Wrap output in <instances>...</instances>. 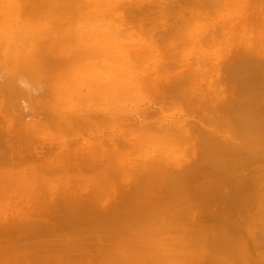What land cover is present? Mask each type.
Returning a JSON list of instances; mask_svg holds the SVG:
<instances>
[{"label": "bare ground", "instance_id": "1", "mask_svg": "<svg viewBox=\"0 0 264 264\" xmlns=\"http://www.w3.org/2000/svg\"><path fill=\"white\" fill-rule=\"evenodd\" d=\"M250 1L254 3L255 0H0V147L11 150L12 154L16 145L19 153L29 155L28 159L35 158V161L48 165V169L43 170H38L37 165H34L29 171H22L21 168L22 172L0 171V230L10 236L9 233L16 230L37 226L48 218L52 206L58 207L55 205L57 199L64 198L70 202L62 205L65 219L71 218L79 225L96 222L98 218L94 220V216L99 207L98 213L103 212L104 215L100 216L102 219L97 221L98 224L104 227L109 224L117 226L113 227H116V242L119 238L123 240L114 242V246L120 245L113 247L117 250H113L117 253H113V256L119 257L112 258L118 259L115 264H264V99L253 100V97L259 96V91L250 100L244 90L239 97H236V92L229 94V82L226 81L228 78L238 80L236 74L240 70L246 71L252 75L249 76V83L259 85V90L264 94V14L253 12ZM181 2L184 6L186 3L196 6L198 10L206 11L205 14L207 10L212 11L209 17L213 16V19L207 20L209 18L206 15L207 19L200 15L206 21L202 17L201 20L194 18L196 13L193 15V11L188 18L189 15L184 14L187 7L183 8L184 12L180 9L183 14L180 13L177 20L181 21L183 15L185 20L178 21V28L175 25V28L172 27L179 30L173 31L175 36L173 33L170 39L165 37H169L171 28L164 32L165 27L162 31L161 23L159 26L157 22L160 19L155 23L158 24L157 31L143 27L138 22L132 23V20L155 19L157 16L154 15L166 11V8L175 11V6ZM196 12L198 15L200 11ZM137 23L138 27H134ZM159 41L167 43L161 45ZM157 97L172 104L179 97L181 104H175L179 109L175 107V110L168 111L165 109L167 106L161 108V104L157 107ZM166 102L163 101L165 105ZM182 105L183 108H180ZM188 105L209 110L212 114L207 115L210 116L207 118L218 131L215 129L216 132L208 133L209 130L197 129L198 126L191 121L195 115L194 111L192 113L194 108H188L191 110L190 115L186 111ZM201 115L196 116L203 120ZM201 122L198 121L199 124ZM189 130H195L196 134L203 136H200L202 141L197 150L191 144L190 135L187 136ZM177 146L182 147L179 152ZM52 154V159L45 160ZM10 159L6 160L9 162ZM186 159L189 160L186 162ZM31 163L36 162L33 159ZM15 166L19 165H12ZM84 173L87 180L107 182L106 188L114 192L138 191L139 187L147 183L156 184L153 182H160L166 190L162 192L161 188L157 189L160 194L162 192V196L155 200L156 203L152 201L154 206L137 200H124L118 206L100 207L105 203L103 200L106 196L103 199L102 195L100 200L90 199L93 198L92 194L88 195L91 191L83 187L88 182L83 178ZM107 177L112 180L108 181ZM137 181L136 188L134 182ZM57 189L63 196L55 198ZM98 190L103 191V188L99 187ZM151 192L153 190L143 193L148 195ZM221 192L225 193L221 194L222 200ZM84 193H88L86 198ZM30 194L38 197L34 201V208H26L29 201L26 199ZM216 197L224 208L218 216L211 215L215 218L211 217L215 221L211 235L207 236L208 227L203 226L204 236L200 235L202 232L189 223L195 217L191 213V218L190 212L193 207L207 209L205 206H215ZM83 201L87 204L86 208L92 211L82 209ZM208 202L214 204L207 205ZM190 208L187 214L185 210ZM111 210V213L105 214ZM157 210L166 214L165 217L170 218L172 215L170 220L175 215L179 224L176 219L172 221L177 228L173 229L175 225L172 226V222L168 226L161 223L162 220L158 221L157 216L152 217L157 214ZM238 212L246 213L242 214L243 219L239 218ZM249 212L250 215H247ZM123 217L127 222L122 221ZM151 217L157 221H147ZM34 218L43 220L34 221ZM158 219H161L160 215ZM182 220L184 223L180 224ZM186 223L192 227L190 232L188 229L182 230ZM49 224L48 227L55 225L54 222ZM166 226L171 232L174 230L173 235L178 229L179 235L172 237L171 232L168 229L170 233L166 231ZM77 229L81 230L80 227ZM82 230L80 232L85 233ZM164 230L170 234L169 237L163 235ZM196 233L202 237L199 238ZM113 234L108 235L106 243L114 237ZM67 235L62 238L58 234L55 237L56 240L61 237L60 243L63 241L64 244H67L66 240L70 241L69 236L72 235L75 240L71 241H78L76 244L79 248L77 246L75 251L77 256L73 254L76 256L73 259L68 255L70 263L68 261L67 264H78L84 259L89 261L86 264H91L90 260L93 262L95 255H92L94 259L88 256L94 254L89 253L90 243L95 244L97 240L102 242L100 239L105 236L96 234L91 241V235L89 244L85 245L88 247L87 252L80 243H87L88 234ZM77 235H81L82 239L79 236L76 239ZM54 236H51L53 240ZM95 236L98 239L96 237L94 242ZM47 237L50 236L43 237L45 243H48ZM85 238L87 240L83 241ZM56 240L52 241L53 245L58 243L59 240ZM111 241H115V237ZM247 241L252 244V248L246 246ZM106 243L103 246L102 243L98 244L101 246L95 244L91 251H100L98 247H102L103 251ZM52 244L49 247L53 255ZM68 244L70 246L71 243ZM67 245H60L66 249L54 247L56 251L64 252L70 248ZM108 246H112L110 242ZM10 248L8 245V251ZM22 248L27 247L22 245ZM44 249L49 254L48 258L56 259V251L51 257L48 249ZM67 253L64 252L63 256ZM95 253L98 255L99 252ZM99 255L96 260L99 258V263L103 260L100 264L114 261L108 262L106 256L100 258ZM43 257L46 259L47 256L43 253ZM25 261L23 264L29 263ZM45 261L54 264L56 260Z\"/></svg>", "mask_w": 264, "mask_h": 264}, {"label": "rangeland", "instance_id": "2", "mask_svg": "<svg viewBox=\"0 0 264 264\" xmlns=\"http://www.w3.org/2000/svg\"><path fill=\"white\" fill-rule=\"evenodd\" d=\"M91 1H95V0H91ZM97 1H103V0H97ZM240 1H243V0H240ZM257 1H258V2H257ZM250 2H251V1H250ZM181 3H182V4H181ZM181 3L178 4L179 6H175V7H176V8H175V9H176L175 11H174V9L171 10V11H169L168 8H166V9H164V10H166V11H162V12H160L161 14L158 12V14L161 15V16H159V15H157V14L154 15V17L157 16V17H155V19L152 18V19H147V20L145 19V20H138V21H137V20H136V21H135V20H134V21L132 20V23H134V22H135V23L138 22L139 25H142L143 27H144V26H147V28H151V29H154V30H156V31H157V25L159 24V26H160V23H161V25H162L161 30H162V31H163V28L165 29V27H166V31H164V32H167V31L171 28L170 30H172V31H170V30H169L170 32L168 31V34L171 33V34H169V37L166 36V35H168V34L165 35L166 37L163 35L165 38L170 39V38H172L171 35H173V33H174L176 30H177V32H178V30H179V29H176V30H175V29H172V27H173L174 25L177 27V26L179 25L180 22H182L183 20H185V19L183 18V17H185L184 15L181 16V18H182L181 21H179V19L177 20L178 16H179V18H180V13H181V15L183 14L181 10H183V8H185V7H187V8H185V10H186L187 12H186L185 10H183V12L185 11L184 14H186V15L188 14V15H189L188 18L191 17L190 15H192V14L194 15V13H196L195 15H197V12H196V11H200V12L198 13L199 17H197L198 15H197V16L194 15V18H199V19L201 20V17H202V18H203L202 20L204 21L205 19H207L206 16H208L209 19H207V20L211 21V20L213 19V16H211V18L209 17L210 15L213 14L212 11L210 12V11L207 10V14H205L206 11L201 10V9L198 10V8H197L196 6H191L190 3H186L185 6H184V3H183V2H181ZM251 4H252V6L254 7V8H251L253 12H256V13L258 12V13H263V14H264V0H255L254 3L251 2ZM189 5H190V6H189ZM178 7H179V8H178ZM181 7H182V8H181ZM189 7H191L192 10H190L191 8L189 9ZM195 7H196V8H195ZM180 9H181V10H180ZM194 9H195V12H194ZM196 9H197V10H196ZM188 10H190V11H188ZM173 11H174V12H173ZM177 11H178V12H177ZM179 11H180V12H179ZM192 11H193V13H192ZM202 11H203V12H202ZM171 12L174 13L173 15H175L176 12H177V14H176L175 16H173V15H171V14H172ZM188 12H190V14H189ZM209 12H210V14H209ZM163 13H164V14L166 13V14L164 15ZM167 13H168V14H167ZM191 13H192V14H191ZM200 13H201V14H200ZM162 14H163V15H162ZM188 15H187V16H188ZM200 15H203V16L205 17V19H204L203 16L200 17ZM205 15H206V16H205ZM169 16H170V18H167V17H169ZM176 16H177V17H176ZM158 17H159V18H158ZM163 17H164V18H163ZM174 17H175L176 19H175ZM166 18H167V20H166ZM186 18H187V17H186ZM188 18H187V19H188ZM153 19H154L155 21H154ZM157 19H160V20H159L160 22L157 21L158 24H155V23H157V22H156ZM172 19H173V20L175 19V21H176V20H177V21H176V22H175V21H172V22H171ZM187 19H186V20H187ZM148 20H149V22H148ZM164 20H165V21H164ZM168 20H169V22H167ZM178 21H179V23H178ZM203 21H201V22H203ZM205 21H206V20H205ZM147 22H148V23H147ZM150 22H151V23H150ZM153 22H154V23H153ZM163 22L166 23V24H165L166 26L163 24ZM170 22H171V23H170ZM138 23H137V25L133 24V26L135 25L134 27H138ZM152 23H153V24H152ZM167 23H168L169 25H168ZM172 23H173V25H172ZM174 23H176V24L178 23V24L176 25V24H174ZM143 24H144V25H143ZM170 24H171V25H170ZM163 25H164V26H163ZM154 26H156V28H155ZM167 26H168V29H167ZM169 26H171V27H169ZM143 27H142V28H143ZM173 28H175V27H173ZM177 28H178V27H177ZM173 31H174V32H173ZM174 36H175V33H174L173 37H174ZM160 38H161V37H158L157 39H160ZM173 39H174V38H173ZM173 39H171V40H173ZM163 42H164V41H159L158 43H159V44L161 43V45H162V44H163V45H166L167 42H164V43H163ZM171 42L174 43V41H171ZM177 42H178V41H177ZM177 42H176V43H177ZM240 72H241V73H240ZM244 72H245V74H244ZM242 73H243V74H242ZM236 75H238V77H237L238 80H236V78H235V79H231V80H229V78H228V80H226V81L229 82L228 92H227V93L230 94V92H231V93L236 92V93H235V94H236V97H239L241 94L244 93V92H243V90H244V91H246V94H247V96H248V98H249V100H250L251 97L255 96L254 93H256V92L259 91V93L257 94V95H259V96H258L257 98L253 97V100L264 99V94L259 90V89H260L259 85L254 86L253 84H250V83H249V81H250V77L252 76L251 74H249V73L246 72V71H242V70H240ZM245 75H247L248 77L246 76V78H245ZM239 76H240V77L242 76V77L240 78ZM249 76H250V77H249ZM244 78H245V79H244ZM233 80H234V81H233ZM239 80H240L241 82H240ZM228 82H227V84H228ZM230 82H231L232 84H231ZM243 83H244V84H243ZM248 83H249V84H248ZM240 84H241V85H240ZM232 85H235V86H233L234 88L232 87ZM237 85H238V86H237ZM250 85H251L252 87H251ZM248 86H249V87H248ZM236 87H237V88H236ZM243 87H245V89H244ZM254 87H255V88H254ZM231 89H232V90H231ZM238 91H239V92H238ZM247 92H248V93H247ZM180 93H181V90H180ZM229 94H228V95H229ZM239 94H240V95H239ZM248 94H249V95H248ZM261 94H262V95H261ZM171 97H172V96H171ZM181 97H182V96H180V98H181ZM261 97H262V98H261ZM157 98H158L157 102H159L158 104H156L157 107H159L160 104L163 105L161 108H165V107L167 106V108H165V109H168V111H169V110H173V109L175 110L176 108L179 109V107H178V106L176 107V105L181 104L179 97H177L178 99H175L176 101L173 102V104H172V102L170 103L169 101L166 102V100H162V99H163L162 97H161V98H160V97H157ZM174 98H175V97H174ZM174 98H172V99L174 100ZM160 101H162V102H160ZM163 101H165V102L167 103V105H165V104L163 103ZM181 101H182V100H181ZM168 103H169V105L172 104V106H171V105L168 106ZM176 103H177V104H176ZM183 103H184V102H182V104H183ZM175 104H176V105H175ZM161 105H160V106H161ZM173 105H175V106H173ZM183 105H185V104H183ZM183 105L180 106V108H183ZM186 105H187V104H186ZM186 105H185V106H186ZM172 107H174V108H172ZM175 107H176V108H175ZM194 107H195V106H194ZM194 107H191V105H188L187 109H186V108H185V109H186V111L188 110V112H190L191 110H189L188 108L193 109ZM155 108H156V106H155ZM169 108H171V109H169ZM162 110H163V109H162ZM182 110H183V109H182ZM163 111H164V110H163ZM193 111L195 112V115H194L193 118H191V121L194 122L193 124H196V125L198 126L197 129H202V128H203L202 130H205L206 132H208V130H209L208 133H211L210 131H212V132L215 131L216 128H213V127H215L214 124L211 123L210 120L208 119V118L211 116V114H212L209 110H207L206 108H203V107H201V108H200V107H196V109L194 108V109L192 110V113H193ZM200 111H201V112H200ZM165 112H166V110H165ZM198 112H200V113H198ZM208 112H209V113H208ZM201 113L203 114V115H201V116H202L201 118H202L203 120L200 119V116H199V117L196 116V115L201 114ZM189 114L191 115V112H190ZM193 114H194V113H193ZM205 114H206V115H205ZM207 115H210V116L208 117ZM195 116H196V117H195ZM205 116H206V117H205ZM207 117H208V118H207ZM212 117H213V116H212ZM212 117H211V118H212ZM199 119H200L202 122H201ZM189 120H190V118H189ZM194 120L196 121V123H195ZM197 120H198L199 122H201V124H199ZM204 123H205V124H204ZM207 124H208V125H207ZM209 124H210V125H209ZM201 125H202V126H201ZM209 126H210V127H209ZM205 128H207V129H205ZM211 128H212V129H211ZM195 130H196V129H195ZM195 130H193V131H192V130H189V132L187 133V136L190 135L189 137H191V139H193V137H194V139H196V141H195L194 139H193V140L190 139V141H192V143H191V142H190V143H191L192 145H194L193 148H195V149L197 150L198 147L200 146L199 144H201V141H202V140H201L200 136H202V135H200V134H196V133H195ZM216 130H217V129H216ZM217 131H218V130H217ZM215 132H216V131H215ZM192 133H193V134H192ZM191 134H192V135H191ZM197 136H198V139L196 138ZM202 137H203V136H202ZM137 140H138V139H137ZM197 140H198V141H197ZM200 140H201V141H200ZM195 142H198V143H195ZM182 143H183V142H182ZM181 146H183V145H181ZM177 147H178V146H177ZM177 147H176V148H177ZM184 147H185V146H184ZM184 147H183V148H184ZM186 147H187V146H186ZM1 148H2V149H1ZM15 148H16V149H15ZM15 148L13 147V149H14L15 151L12 149L13 151H12V154H11V150H9V149H7V148H3L2 146L0 147V152H1V153H0V154H1V155H0V166H1V167H0V171H1V173H2L3 171H4V172H7V171H12V172L29 171V170H31V168H32L34 165H37L38 170H43V169H46V168L48 169V165H47V163L40 162V161H35V158H30V159H28V156H29L28 154H26V153H24V154H23V153H19V149H18V147H16V145H15ZM179 148H180V150H181L182 147H178V150H177L178 152L180 151ZM185 149H186V148H185ZM185 149H184V152H186V150H187V149H186V150H185ZM3 151H4V152H3ZM16 151H17L19 154H18V153H14V152H16ZM181 152H182V151H181ZM4 153H5V154H4ZM8 153H10L9 156L11 155L10 158L13 157L14 154H15V155H14L13 158L10 159V158H8V157H9V156H8ZM20 154H22V156L24 155V157H22ZM182 154H184V153H182ZM182 154H181V155H182ZM4 155H5L6 157H4ZM16 155H17V156H16ZM18 155H20L21 158H20ZM26 155H27V156H26ZM53 155H54V154H52L51 156L47 157L48 159H45V160H50V159H52V158H53ZM31 156H34V155L32 154ZM182 156H183V155H182ZM3 157L6 158V159H10L11 161L9 160V162H8V160L4 159ZM183 157H184V156H183ZM2 159H3V160H2ZM13 159H14V160H13ZM19 159H20V160H19ZM26 159H27V160H26ZM31 159H32V160H31ZM33 159H34V162H36V163H31V161L33 162ZM187 160H189V159H186V162H187ZM2 161H3V162H2ZM5 161H6V162H5ZM24 161H25V162H24ZM14 162H15V164H14ZM16 162H19V163H16ZM29 162H30V163H29ZM37 162H39V163H37ZM188 162H189V161H188ZM9 163H11V164L13 163L12 165H17V164H18L19 166L21 165V167H19V166H17V167H16V166H15V167H12L11 164H10V166H9ZM24 163H25V165H24ZM2 165H4V167H5V165H7V166L4 168ZM23 165H24V166H23ZM2 167H3V168H2ZM9 167H11L12 169L9 168ZM18 167H19V168H18ZM7 168H8V169H7ZM15 168H17V169H15ZM20 168H21L22 171L20 170ZM6 169H7V170H6ZM13 170H14V171H13ZM32 171H33V170H32ZM87 172H88V171H87ZM87 172H86V173H87ZM1 173H0V174H1ZM88 173H89V172H88ZM88 173H87V174H88ZM65 178H66V177H64L63 180H64ZM83 178H85L86 180H87V178H88V177H86V174H85V173H84V175H83ZM70 179H72V178H70ZM74 180H77V179H74ZM107 180H108V181H111L112 178H111V177H109V178L107 177ZM87 181H88V182H86V183L83 184V187L89 189V190L91 191V193H89V194H88V193H84V194H86V195L83 194L84 197L87 196V194H88V195H91V194H92L91 196H92L93 198H90V199H97V200H98L99 198H103V197H104L103 199H105V196H106V199L103 200L105 203H104L102 206H100V207H103V206H104V207H109V208H111V207H113V206H118V205L121 204V203H120L121 201H122V203H124V200H125V202H133V201L137 200V202L143 203V204H145V205L150 204L151 206H154V203H156L157 199H161L160 196H162V192H163L164 190H166V189H165V186H164V185H161L160 182H153V183H156V184H150V183L148 184V183H147V185H145L146 187H145V186H144V187L141 186V187H139V190H138V191L135 190V189H134L132 192H129V193L123 191V193H124V194H123V193H121V190H116V191L114 192L112 189H109L108 187L106 188V183H107V182H105V183H100V182H99V179L97 180L98 182L96 181L97 183L94 182V181H92V180H90V179L87 180ZM98 183L101 184V185H103V186L99 185ZM108 183H109V182H108ZM110 183H111V182H110ZM134 183H136L135 185L133 184V185L136 187L137 184L139 183V181L134 182ZM97 184H98V186H97ZM158 184H159V185H158ZM87 186H88L89 188H88ZM151 186H152V187H151ZM156 186H158V187H156ZM163 186H164V188H162ZM99 187H102V188H103V191H99V190H98ZM104 187H105L106 189H105ZM137 187H138V186H137ZM137 187H136V188H137ZM148 187H149V188H148ZM140 188H142V189H140ZM160 188H161V191L163 190V191L161 192V194L158 192V190H160ZM157 189H158V190H157ZM145 190H153V192H151V193L148 194V195H144L143 192H144ZM108 191H109L110 193H109ZM119 191H120V192H119ZM224 191H225V193H226V189H225ZM107 192H108L109 194H108ZM137 192H138V193H137ZM59 193H60V189H57V191H56L57 196H56L55 198H57V197H59V196H63V194H59ZM94 193H95V194H94ZM106 193H107V195H106ZM131 193H132L133 195H132ZM139 193H140V194H139ZM194 193L196 194V191H195ZM194 193H193V194H194ZM225 193H224V192L219 193V194H220V199H221V200H222L221 194L224 195ZM113 194H114L115 196H114ZM117 194H119V195H117ZM94 195H95V197H94ZM102 195H103V197H102ZM116 195H117V196H116ZM135 195H137V196H135ZM91 196H90V197H91ZM97 196H98V197H97ZM100 196H101V197H100ZM125 196H126V197H125ZM218 196H219V195H218ZM218 196H217V197H218ZM82 197H83V196H82ZM115 197H116V198H115ZM118 197H119V198H118ZM138 197H139V198L141 197L140 199H142V198H143V199L140 200ZM217 197H216V204H214L213 202H210L211 204L213 203L215 206L211 205L209 202L207 203V205L210 204V205L212 206V207L209 206L210 208H209L208 206H205V207H207V209L209 208L208 210H207L206 208L203 209V208H197V207H196V208L193 207V208L195 209V210L193 209V211H191V208L185 210V212L188 211L187 214H189V210L191 211V212H190V217H191V213H192V214H195V217H194V218L191 217L192 219H190V222H189V223H190L191 225L193 224L192 226H196V228H198V230H197L198 232H202V231L204 232V231H205L204 228H205V227H208V232H209V233L207 234V236H210L211 233L213 232V231H211V230L214 229V228H213V227H214L213 224L215 223V221H214L215 218H214L213 216H218V215H219V211L221 212V210H223V208H224V206L222 205V203H220V201H218V200H220V199H217ZM35 198H36V199H35ZM60 198H61V197H60ZM66 198H67V197H66ZM85 198H86V197H85ZM126 198H127V199H126ZM146 198H148V199H146ZM150 198H151V199H150ZM218 198H219V197H218ZM37 199H38V197H36L35 195L30 194V195L27 197V199H26V200H29V201L27 202V204H26V208H28V207H30V208H34L35 205H36V203H35L34 201H36ZM114 199H115V200H114ZM149 199H150V200H149ZM32 200H33V201H32ZM99 200H100V199H99ZM132 200H133V201H132ZM148 200H149V201H148ZM155 200H156V201H155ZM223 200H224V198H223ZM57 201H58V202H57L55 205H58V207H57V206H55V207L52 206V212H49L50 217L48 216L49 214H47V217H48V218H47V217H45V218H47V219L44 218L45 220H44L43 222H45V223H43V222L41 221V219L43 220V218H41V219L34 218V219H35L34 221H36V219H38V220L41 221L39 225H37V226H30V227H28L29 229H28V228H25V229H23V230H21V229L18 230V231L16 230L15 232H11V233H9L10 236L7 235V234H5V233H3L4 231L2 232V230H0V233L2 232V233H1L2 235H0V245H1V246H0V247H1V249H0V264H6V263H7V264H9V263L12 264L11 261L15 260L16 258H17V261H16V260H15L16 262L13 261V264H23V263H26L25 260L29 261L30 258H31V260L29 261V263L27 262V264H36L37 262H38V264H40V262H41V263H43V262L45 263V262H46V264H47L48 261H45L46 259H49V261L51 260V262H53L54 260H56V261L58 260V261H59V260L61 259V260H60L61 263H59L60 261H59V262H58V261H57V262L54 261V262H55L54 264H67V262L69 261V258H72V257H73V259H75L74 257L77 256V255L75 254V251L77 252V249H76L77 246H78V248H79V245L76 244L78 241H71V240H75V239H74V235H72V233H73V234H77V233L80 234V233H82V235H83V234H86V235L88 234L87 237L84 235L86 238H88V240H87L86 238H85V240L83 239V241H86V240H87V243L84 242V243H85L84 245H83V243H80V245L84 246V248H85V250H86V248H88V247H87V246L85 247V245L89 244L88 241H90V236H91L94 232H95L94 235L98 234L97 236H101V237H102V235L104 236V234H105V236H104L105 239H104V238H103V239H102V238H101V239L99 238L100 240H102V242H99V240H97V239H98L97 236L94 237V238H95L94 242L97 240L99 243H102V246H103V243H106V242H107V240L109 239V236H111V235L113 234L114 229L117 227V226L114 225V224H113V225H112V224H109V225H107V226H105V227H104L102 224H98L97 221H99L100 219H102L100 216L104 215L103 212H99V213H98V210H100L99 207L96 208V209H98V210H97V213H98V214L96 213V215L94 216V220H96V219L98 218V219L96 220V222L93 221V222H90V223H85V225H84V224L82 225V223H80V225H79V224H77V223H79V222L74 221V220L71 219V218H70V220H69V218H66V219H67V220H66V219H65V216H62V214H63L62 211L64 210V207H63L62 205L65 204V203H67V202L70 204V202H69L68 199H64V198H61V200L58 198ZM61 201H62V202H61ZM88 201H89V200H88ZM145 201H146V202H145ZM152 201H154V203H153ZM158 201H160V200H158ZM151 202H152L153 204H152ZM115 203H117V204H115ZM85 204H86V202H84V201H83V203H81V205H82V209H84V210H85L86 205H87V204H86V205H85ZM77 205H78V207H81L80 204H77ZM150 205H149V206H150ZM61 206H62V207H61ZM71 206H73V205L71 204ZM84 206H85V207H84ZM215 207H216V209H217L218 212H216ZM58 208H59V209H58ZM109 208H107V209H105V210H108ZM170 208H171V207H170ZM172 208H173V207H172ZM211 208H213V209H211ZM62 209H63V210H62ZM80 209H81V208H80ZM80 209H77V210H80ZM86 209L91 210L89 207L86 208ZM102 209H103V208H102ZM168 209H169V208H168ZM198 209H199V210H198ZM205 209H206V211H204ZM214 209H215V210H214ZM54 210H55V212H54ZM113 210H114V209H113ZM113 210H111V211H109V212H106L105 214H107V213L109 214V213H111ZM200 210H203V212L200 211ZM209 210H211V211L209 212ZM91 211H92V210H91ZM199 212H200L201 214H200ZM208 212H209V213H208ZM211 212H213V213H211ZM240 212H241V211H240ZM240 212H238V213H240ZM133 213L137 214V212H133ZM159 213H160V212H158V210H157V214H156V215H153L152 217H154V216L156 217V216H157L156 219H157L158 221H159V220H162V221H160V222H161V223L163 222V224L165 223L166 225L168 224V226H171V222H172V226L175 225V224L173 223V221H172L173 219H176V220L178 219L177 217H175V215H173V216H174L173 219L170 220V218H172V215H171L170 218H169L168 216L165 217L166 214L164 215V214H162V213H160V214H159ZM215 213H217V214L214 215ZM92 214H93V213H92ZM161 214H162V216L164 215L165 219H164V217L161 216ZM198 214L200 215L199 217H198ZM208 214H209V215H208ZM212 214H213V216H211ZM242 214H243V215H246V213H243V212H242ZM242 214L240 213V215H241L242 217L238 214L239 218H241V219H243V217H244ZM51 215H52V216H51ZM58 215H59V216H58ZM133 215H134V214H133ZM159 215H160L161 219H158ZM247 215H250V212H249V214H247ZM53 216H55V217H53ZM60 216H61V217H60ZM128 216H129V215H128ZM202 216H203V217H202ZM204 216H206L207 219H206V217H204ZM8 217H9V216H8ZM95 217H96V218H95ZM152 217H151L150 219L148 218L147 221H149V220H150V221H153V220H154V223H155L157 220L155 221V218H152ZM167 217H168V219H166ZM211 217H212L214 220H213ZM58 218H59V219H58ZM198 218H199V219H198ZM209 218H210V219H209ZM216 218H217V217H216ZM121 219H122L123 222H124V221L127 222L126 219H125V217H123V218H121ZM151 219H152V220H151ZM211 219H212V220H211ZM46 220H47V221H46ZM60 220H61V221H60ZM169 220H170V222H169ZM207 220H208V221H207ZM180 221H181V220H180ZM186 221H189V219H187ZM186 221H185V222H186ZM191 221H192V223H191ZM212 221H214V222H212ZM48 222H50V224H52V222H54V224H55L56 226L53 225V224L50 225ZM65 222H66V223H65ZM72 222H73L74 225L71 224ZM75 222H76L77 225L75 224ZM116 222H118V221H116ZM176 222H178L177 224H179V220H177ZM194 222H196V223H194ZM198 222H199V223H198ZM34 223H35V222H34ZM47 223L50 225V226H49V227H51L50 229H49ZM94 223H97V224H95L96 227H98V225H100V228H102V230H101L99 227H98L99 229L96 228V227H95V228H96V229H95V228H94ZM147 223H148V222H147ZM161 223H160V224H161ZM169 223H170V225H169ZM181 223H182V224L184 223L183 220H182V222H180V224H181ZM187 223H188V222H187ZM187 223H186V224H187ZM189 223H188V224H189ZM201 223H203L204 225L201 224ZM208 223H209V224H208ZM41 224H42V225H41ZM45 224H46V226H45ZM148 224H149V223H148ZM150 224L152 225L153 222H150ZM156 224H157V223H156ZM188 224L185 225V227L183 226L184 229H182V230L188 229V232H190V231L192 230V229H190V228H192V227H188ZM78 225H79V226H78ZM88 225H89L90 227H89ZM151 225H150V226H151ZM191 225H189V226H191ZM198 225H199L200 227H199ZM54 226H55V228H54ZM73 226H75V228H74ZM77 226L80 227L81 230H82L83 226H84V227L86 226L85 228H83L84 230H82V231H85V233L80 232L81 230L79 231V229H77V230H78V231H77V230H76V228H78ZM87 226H88V227H87ZM91 226H93V227H91ZM108 226H109V228H108ZM110 226H111L112 228H111ZM114 226H116V227L113 228ZM153 226H154V225H153ZM175 226H176V227H175ZM175 226L173 227V229H174V228H177V225H175ZM178 226H180V225H178ZM197 226H198V227H197ZM201 226H203L204 228H202ZM147 227H149V226H147ZM180 227L182 228V226H180ZM209 227H210V228L212 227V228L209 229ZM36 228H37V229H36ZM53 228H54V229H53ZM69 228H70V229H69ZM93 228H94V229H93ZM107 228H108V231H107ZM149 228H150V227H149ZM170 228H172V227H170ZM178 228H179V227H178ZM42 229H43V230H42ZM47 229H48V230H47ZM87 229H88V230H87ZM92 229H93V230H92ZM105 229H106V230H105ZM111 229H113V230H111ZM167 229H168V228H167V226H166V231L169 230V229H168V230H167ZM173 229H172V232L169 230V231L171 232V236H172V237L176 236L175 234L178 233V229H177V231H175L176 233L173 235V234H172V233H174V232H173V231H174ZM194 229H195V228H194ZM29 230H30V231H29ZM39 230H40V231H39ZM44 230H46V231L44 232ZM50 230H51V231L53 230V232H51ZM59 230H60V231H59ZM69 230L72 231V232L70 231L71 234H70ZM95 230H97V231H95ZM99 230H101L102 233H101ZM115 230H116V229H115ZM175 230H176V229H175ZM195 230H196V229H195ZM195 230H194V231H195ZM206 230H207V229H206ZM209 230H210V231H209ZM34 231H35V232H34ZM76 231H77V233H74V232H76ZM91 231H92V232L94 231V232L92 233ZM98 231H99V232H98ZM169 231H168V233H170ZM179 231H180V230H179ZM194 231H193V232H194ZM20 232H21V233H20ZM55 232H56V234H57V232H59L58 234H59V236L61 235L62 238L65 237L67 234L73 236V237L69 236V237H70V238H69L70 241L66 240V241H67V244H68V242L71 243L70 246H69V244H68V245H67V244H64L63 241H61V243L63 244V246H64V245H67V247H70V248H67V251H64V252L67 253V252L69 251V252H71V253H67V255L65 254V255L63 256V253H64L63 250H60V251L58 252V249H57V251H56V248H57L58 246H59V247H58L59 249H66V248H65V247L62 248V247L60 246V245H62V244L60 243V239H61V237H57L59 241L55 239V237L58 236V234L55 235ZM64 232H65L66 235H65V234H61V233H64ZM86 232H87V233H86ZM88 232H90V233H88ZM96 232H97V233H96ZM105 232H106V233H109V234L112 233V234H110V235L107 234V235H106ZM164 232H165V230H164ZM164 232H163V235H165V237H169V236H170V234H168V233H166V232H165V234H164ZM181 232H182V231H181ZM181 232H180V233H181ZM203 232H202L201 234H200V233H199V234H200V235H203ZM100 233H101L102 235H101ZM103 233H104V234H103ZM23 234H25V235H23ZM30 234H31L32 236H31ZM39 234H40V236H39ZM133 234H134V233H133ZM166 234H167V235H166ZM196 234H197V233H196ZM199 234H197L198 237H199V238L202 237V236H199ZM21 235H22V236H21ZM34 235H35V236H34ZM44 235H45V236L47 235V236H50V237L55 235V236H54V240H53L52 237H51V238H52L51 240H48V238H50V237H47V242H48V243H45L46 240L43 239V237H45ZM68 235H67V236H68ZM94 235L91 236V241H92ZM108 235H109V236H108ZM113 235H114V237H115V241H113V242L111 241V240L114 239V237L112 236L113 238H111L110 241H108V243H106L107 246H106V244L104 245L105 249L103 248V251L101 250L102 247H98V248H100V251H97V250L94 248V249L96 250L95 252H97V253L99 252V253H100V255H99V253H98V255L100 256V258L102 257V255H103V258L106 256L105 258L107 259V261H108V260H111V261L114 260V259H112L113 257H117V258H119L118 256H113V253H114V255H117V253H116L117 250H116L115 248H113V247H117V246L120 247V245H118V244H116V246H114V245H115L114 242L117 243V242L119 241V239H121V238H119V239L117 240V242H116V239H117L118 237L115 236V232H114ZM177 235H179V234H177ZM192 235L195 236L194 233H193ZM192 235H191V236H192ZM27 236H28V237H27ZM78 236H79V237H78ZM84 236H82V237H84ZM106 236H108V238H107ZM203 236H204V235H203ZM3 237H4V238H3ZM14 237H15V238H14ZM18 237H19V238H18ZM21 237H22V238H21ZM24 237H25V238H24ZM34 237H35V238H34ZM77 237H78L79 239H82V238H81V235H77V236H76V239H77ZM96 237H97V239H96ZM23 238H24V240H23ZM41 238H42V240H40ZM59 238H60V239H59ZM67 238H68V237H66V239H67ZM193 238H194V237H193ZM8 239H9V241H8ZM11 239H12V241H11ZM14 239H16V240H15V243H14ZM17 239H18V241H17ZM20 239H21V240H20ZM26 239H27L28 241H27ZM34 239H35L36 241H35ZM45 239H46V238H45ZM79 239H78V240H79ZM31 240H32V241H31ZM55 240L58 241L59 245H58V243H56L58 246H57L55 243H54L55 245L52 244ZM61 240H62V239H61ZM103 240H106V241H103ZM122 240H123V238L121 239V241H122ZM7 241H8V242H7ZM16 241H17V242H16ZM20 241L22 242V244H19V243H21ZM23 241H26L27 243H25V242H23ZM39 241H41L42 243L39 242ZM44 241H45V242H44ZM52 241H53V242H52ZM79 241H80V240H79ZM83 241H82V242H83ZM124 241H125V240H124ZM28 242H33V243H28ZM38 242H39V243H38ZM64 242H65V240H64ZM98 242H96V243H98ZM109 242H110V245H112L111 247L108 246V245H109ZM4 243H5V244H8L9 247H11V248L9 249V251H8V245H5ZM9 243H10V244H9ZM23 243H25L27 246H26L25 244H23ZM34 243L37 244V245H35ZM43 243H44V244H43ZM72 243H73V244H72ZM96 243H95V244H96ZM99 243H98V244H99ZM2 244H4L5 246L2 245ZM11 244L15 245V246L17 247V249L15 248V246H13V245H11ZM17 244H18V245H17ZM30 244H32V245H30ZM42 244H43V245H42ZM48 244H50V245H48ZM51 244H52V247L54 248V250H53V248H52V251H53L54 253H55V251H56V254L58 255L60 252H62V253H61L62 255L59 254L60 256H59V255H58V256L55 255V256H56V259H54V257H53V260H52L51 258H48V257H49V254H47V252H45V249H44V251H43V248L48 249L47 247H49V246L51 247ZM90 244L92 245L91 247H93V246L95 245V244H93L92 242H91ZM98 244H96V246H101V244H100V245H98ZM119 244H120V243H119ZM19 245H20V246H19ZM22 245H23V247L25 246V247H27L28 249L25 248V249H26V250H25L24 248H22ZM28 245H30V246H28ZM40 245H41V246H40ZM47 245H48V246H47ZM121 245H122V242H121ZM18 246L21 247V248H20L21 251L19 250V247H18ZM31 246H32V248H30ZM35 246H36V247H35ZM54 246H55L56 248H55ZM82 246H81L80 248H82ZM246 246L251 247V248L253 247L252 244H250L249 241H247V245H246ZM3 247H4V249H3ZM33 247H34L35 249H34ZM41 247H42V249H41ZM50 247H49V249L47 250L49 253H50V251H51ZM91 247L89 246V250H90L89 253H94V254H90V255H88V253H86V252H83V253L86 254V255H88V256H91L90 258H92V259H94V257H95V259L93 260V262H92V260H90V261H91V264H96V262H98L100 259L98 258V259L96 260V257H98V255H96V253H95L93 250L91 251ZM94 247H95V246H94ZM108 247H109V248H108ZM12 248H13V250H12ZM39 248H40V249H39ZM96 248H97V247H96ZM106 248H107V249H106ZM110 248H111V249H110ZM6 249H7V250H6ZM14 249H16V251H15ZM29 249H30V250H29ZM36 249H37V250H36ZM68 249H69V250H68ZM73 249H74V250H73ZM114 249L116 250V252H113ZM3 250H4V252H3ZM17 250H18V251H17ZM22 250H24V251H22ZM28 250H29V251H28ZM34 250H35V251H34ZM71 250L74 251V252L72 253ZM5 251H6V252H5ZM13 251H14V252H13ZM26 251H27V252H26ZM36 251H38V252L41 251L42 253H41V252H40V253L37 252V254H39V255L36 257V256H35V255H37V254H36ZM83 251H84V250H83ZM86 251L88 252V250H86ZM101 251H102V252H101ZM2 252H3V254H2ZM8 252H9V253H8ZM10 252H11V253H10ZM19 252H20V254H18ZM22 252H23V253H22ZM31 252H34L35 255H34V253H31ZM53 252H52V253H53ZM108 252H109V253H108ZM4 253H5V254H4ZM13 253H14V254H13ZM16 253H17V255H16ZM27 253H28V254H27ZM30 253H31V254H30ZM43 253H44L45 256H47V257H45L46 259H44V257H43ZM45 253H46L47 255H46ZM54 253H53V255H54ZM78 253H79V255L81 256L80 251H79ZM81 253H82V252H81ZM83 253H82V254H83ZM101 253H102V254H101ZM110 253H112V254H110ZM10 254H11L12 256H11ZM32 254H33V255H32ZM41 254H42V255H41ZM50 254H51V253H50ZM73 254H75L76 256L73 255ZM3 255H4V256H3ZM14 255H15V257H16L15 259H14ZM40 255H41L42 257H41ZM53 255L51 254V257H52ZM68 255H70L71 257H69ZM72 255H73V256H72ZM86 255H83V256L86 257ZM92 255H93V256L95 255V256L93 257ZM109 255H110V258H111V259L109 258ZM7 256H8V258H7ZM39 256L42 258V260H41V258H40ZM65 256H66V257H65ZM67 256H68L69 258H68ZM80 256H78V257H80ZM29 257H30V258H29ZM64 257H65V258H64ZM3 258H4V259H3ZM32 258H34L35 260L32 259ZM38 258H39V259H38ZM62 258H63V259H62ZM67 258H68V260H66ZM90 258H88V260H89ZM117 258H115V259H117ZM7 259H8V260H7ZM12 259H13V260H12ZM36 259H37V262L35 263ZM43 259H44V260H43ZM73 259H71V260L73 261ZM22 260H24V261H22ZM33 260H34V261H33ZM82 260H83V258H82ZM117 260H118V259H117ZM117 260H114L111 264H115V263H117V262H115V261H117ZM7 261H9V262H7ZM20 261H22L23 263H18V262H20ZM72 261H71V262H72ZM79 261H80V260H79ZM102 261H103V260H102ZM102 261H100V263H101ZM30 262H33V263H30ZM51 262H50V263H51ZM81 262H84V264L89 263V261L86 262L85 259H84L83 261H81ZM81 262L78 263V264H81ZM85 262H86V263H85ZM94 262H95V263H94ZM108 262H110V261H108ZM69 263H70V261H69ZM74 263H75V262H74ZM98 263H99V262H98ZM98 263H97V264H98ZM100 263H99V264H100ZM48 264H49V263H48ZM76 264H77V263H76ZM82 264H83V263H82ZM105 264H106V263H105Z\"/></svg>", "mask_w": 264, "mask_h": 264}]
</instances>
